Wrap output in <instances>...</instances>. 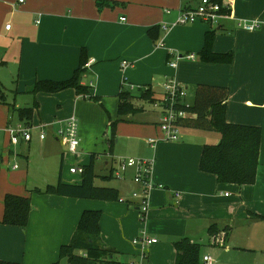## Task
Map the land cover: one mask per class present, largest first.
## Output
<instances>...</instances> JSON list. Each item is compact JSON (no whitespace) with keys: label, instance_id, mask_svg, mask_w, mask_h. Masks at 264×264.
I'll return each mask as SVG.
<instances>
[{"label":"crops","instance_id":"crops-1","mask_svg":"<svg viewBox=\"0 0 264 264\" xmlns=\"http://www.w3.org/2000/svg\"><path fill=\"white\" fill-rule=\"evenodd\" d=\"M200 2L0 0V69L17 72L18 79L13 83L18 93L28 92L36 81L70 79L79 67L80 53L85 48L89 62L82 83L89 87L91 94L101 97L97 102L110 113L112 120L118 118L122 91L133 92L137 108L127 120L115 125L113 133L110 130L108 140L103 130H96L97 125L92 131L83 126L77 154L69 151L66 139L57 132L71 116L63 113L64 108L73 107L74 114L81 117L82 104L88 99L77 94L74 88L31 94L32 102L23 106H32L34 100L39 102L32 125L45 126L44 140L34 132L30 142L22 140L12 144L6 129L13 125L14 118L1 127L12 145H0L1 260L19 262L24 249V264L30 263L29 255L39 256V264L58 261L61 247L70 243L83 212L100 210L102 241L117 252L119 262L140 258L141 247L134 239L147 233L158 238L157 243L146 249L147 264H175V243L185 237L203 246L225 248L220 256L223 262L217 264H264V24L255 30L238 26L239 19L264 22V0H221L230 17L217 25L204 21L172 25L180 10L195 8ZM151 29L157 40L150 34ZM209 32L214 37L213 52L231 55L230 61L202 60L200 52ZM161 40L164 45L158 46ZM188 54H194V59L185 57L177 60L175 67L169 65L178 55ZM124 61L129 63L126 68ZM170 77L186 87L189 105L194 101L198 84L228 88L226 121L262 129L254 184L239 187L221 183L215 175L200 169L204 145L219 143L218 132L215 136L212 131L182 128L179 141L163 137L159 127L162 110L138 95L140 90L150 88L157 100L161 99L164 83ZM149 106L153 113L148 110ZM100 125L105 128V118ZM150 138L158 139L156 147L151 146ZM33 141L38 142L39 153L32 154L28 148L26 151V144ZM122 151L154 160V188L145 218L138 210L137 200L132 198L133 192L140 188L133 179V170L122 180L109 177L116 167L117 156L125 154ZM21 156L26 158L22 165L18 163ZM92 156L97 178L105 180V185L98 186L117 188L118 200L30 191L44 190L60 180L81 183V174L75 180L74 175L78 174H71L69 169L74 165H88ZM100 162L110 166L109 173L104 172L103 165L97 173ZM9 193L31 198L26 229L1 223L4 200ZM212 225H217L219 230L230 228L224 243H212L208 231ZM233 233L237 239L242 236L243 241L234 242ZM203 246L201 260L205 255L214 258V251H205Z\"/></svg>","mask_w":264,"mask_h":264},{"label":"trees","instance_id":"trees-1","mask_svg":"<svg viewBox=\"0 0 264 264\" xmlns=\"http://www.w3.org/2000/svg\"><path fill=\"white\" fill-rule=\"evenodd\" d=\"M221 4V0H214ZM114 4V3H113ZM224 12H228L224 8ZM150 34L155 38L154 29ZM213 33L206 34L205 45L200 54L204 62H227L231 55L213 52ZM89 55L85 48L80 53L79 67L73 76L65 81L55 82L50 80L36 81L28 92L36 95L40 92L56 93L68 88H74L77 94L88 99L100 101L101 97L89 92V87L82 83L83 75L87 70ZM139 98L149 103H154L157 98L150 88L140 90ZM229 90L226 87L209 84H198L194 101L191 105L186 102L178 105L187 115L180 118L176 124L180 128L201 131L218 132L221 140L217 144L204 145L200 169L213 174L221 183L236 184L239 187L252 185L258 176L259 156L262 139V129L259 126L230 124L226 121ZM133 92L126 90L119 94L118 118L110 119V130L114 131L115 125L127 120L129 114L137 111ZM39 108V102L35 100L30 107L17 108L18 117L26 125H32L34 112ZM81 174V183H65L60 180L56 185H48L44 190L37 192L51 193L62 196H71L86 199H98L115 201L119 199V191L115 187L98 186L95 184L94 156L88 165H84ZM113 170L109 177L113 178ZM32 209L31 198L27 196L9 193L4 200V216L2 224L27 228ZM253 216L262 217L259 214L250 213ZM100 210H86L83 212L79 224L69 244L60 249L59 260L52 264H61L62 259L67 258V264H96L107 262L116 264L117 252L106 246L102 241ZM210 239L213 244L224 243L229 236L230 228L219 230L217 225L209 228ZM202 244L185 237L175 243V264H203L201 262ZM85 253V256L83 255ZM0 264H14L0 259Z\"/></svg>","mask_w":264,"mask_h":264},{"label":"built area","instance_id":"built-area-1","mask_svg":"<svg viewBox=\"0 0 264 264\" xmlns=\"http://www.w3.org/2000/svg\"><path fill=\"white\" fill-rule=\"evenodd\" d=\"M23 1V0H21ZM225 6L214 0H201L199 5L195 8L182 9L179 12L177 20L172 24L185 25L196 21H204L212 25L220 24L223 19L230 17V14L224 12ZM264 22L250 21L247 19H239L238 26L247 30H255L259 28ZM11 25L8 24L7 28ZM158 46H163V41H159ZM187 57L194 59V54L178 55L176 61L170 60L171 67L176 66L177 60ZM129 65L127 61L123 62V67ZM134 87V86H133ZM187 90L176 78L170 77L164 83V94L159 100H156L153 105L162 110V115L159 121V127L163 133V137L168 141H179L182 139L181 128L176 122L187 115L183 109H178V105L186 102ZM10 134L12 144H19L22 140L30 142L33 138L34 132L38 133L39 138L44 140L47 137L45 126L34 127L33 125H26L19 122L15 125H9L6 129ZM59 136L66 139L68 149L73 154L79 152L80 138H79V122L76 116H72L67 120L64 126L57 130ZM158 139L150 138L149 143L152 147H156ZM17 164L14 165V168ZM154 169V160H147L139 157H121L118 158L116 167L113 169V176L116 179H125L129 170H133V179L140 186V188L133 192L132 198L138 202V210L143 218L149 209V200L151 191L154 188L152 173ZM71 174H82L84 167L82 165H74L70 167ZM158 238L149 236L147 233L137 236L134 243L141 247L140 258L128 262H118L116 264H147L146 249L157 243ZM85 256V253H83ZM203 264H215V259L211 255L202 257Z\"/></svg>","mask_w":264,"mask_h":264},{"label":"rangeland","instance_id":"rangeland-1","mask_svg":"<svg viewBox=\"0 0 264 264\" xmlns=\"http://www.w3.org/2000/svg\"><path fill=\"white\" fill-rule=\"evenodd\" d=\"M16 79H18L16 71H14V70L12 71L10 69H0V145L6 143V144L12 146L10 141H9L8 136L4 133V131H2L1 127L3 125L7 124L9 121H11L12 118H14L12 124L13 125L18 124L17 122L20 119H17V118H19L18 117L19 115L17 113V107L28 106L29 102L30 103L32 102V100H31V94L32 93H30V92L18 93L17 92V89L13 83V81H15ZM28 100H30V101H28ZM84 100H85L86 104L85 105L82 104L81 110L79 112L81 117H78L74 114V108L73 107L64 108L63 113L69 114L71 116L75 115L77 117L78 122H79V138H80V132H81V129L83 128V126L86 127V129L88 131H92L94 129V127L97 125L96 130H98L99 132L103 130L102 132H104L106 135L104 138L106 140H108L109 139V131H110V119H112L110 113L107 110H105L104 107L99 102H97L93 99H84ZM34 102H35V100L33 101V103L31 105H33ZM186 103L188 104V97L186 98ZM56 108H57V106H56ZM148 110L151 111L152 107L149 106ZM151 113H153V112L151 111ZM103 118H105L106 124H107L105 126V128L102 127V125H100ZM113 119H114V117H113ZM86 122H87V124H86ZM119 126H121V123L119 124ZM212 134H214L215 136L218 135L215 132H213ZM121 145L122 144H119V146H121ZM27 148L31 149V151H33L32 154L39 153V151H40V147L38 146L37 141H33L30 145L26 144V146H25L26 151H28ZM121 150H122V147H121ZM122 152L125 154L119 155V156H117V158H119V157H133L132 155H127L126 151L125 152L122 151ZM127 153H129V152H127ZM25 159H26L25 157L21 156L19 158L18 163L20 165H22V163L25 162ZM103 163L104 162H100L98 164L97 173L101 172L100 166H102V165L104 166V172H107V173L110 172V166H106ZM67 169H68V167H67ZM74 176H75V180H77L78 177H80L79 174L74 175ZM95 180H96L97 185H105V180H102L100 178H96ZM110 181H114V180H110ZM37 190L38 189L33 188L30 191L35 192ZM27 197H29V195ZM232 240L236 243H241V241H243L242 236H240V238L237 239L234 236V233L232 236ZM204 246H205V248H204L205 251H210V252L214 251L213 256L216 260L215 261L216 264L218 263V261H219V263L223 262L220 256H221V252H223L225 248L218 247V246H216V247L215 246H211V247L208 246L207 247V245H204ZM23 247H25V245ZM23 256H24V249L22 252V258H23ZM22 258H21V261H19V262L13 261L12 263L24 264L23 263L24 260H22ZM29 261H30L29 264H34V262H36V264H39L40 263V257L37 255H34V256L29 255ZM41 263H42V261H41ZM96 264H107V262H98Z\"/></svg>","mask_w":264,"mask_h":264},{"label":"water","instance_id":"water-1","mask_svg":"<svg viewBox=\"0 0 264 264\" xmlns=\"http://www.w3.org/2000/svg\"><path fill=\"white\" fill-rule=\"evenodd\" d=\"M109 135H111V131H109ZM61 264H67V258L62 259Z\"/></svg>","mask_w":264,"mask_h":264}]
</instances>
